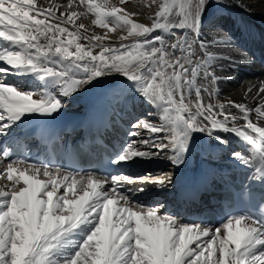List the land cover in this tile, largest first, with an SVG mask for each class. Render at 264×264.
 <instances>
[{
  "label": "snow or ice",
  "instance_id": "6c2138e0",
  "mask_svg": "<svg viewBox=\"0 0 264 264\" xmlns=\"http://www.w3.org/2000/svg\"><path fill=\"white\" fill-rule=\"evenodd\" d=\"M206 2L172 0L169 4L164 0L150 24H144L132 19L135 13L107 3L101 7L92 0L47 7L37 0H0V42L5 45L0 48V62L6 65L0 67V136L10 135L9 130L28 116H51L63 107L51 92L37 93L34 99L32 91L18 90L20 85L4 77L30 75L45 89L60 87L61 95L67 97L94 79L116 73L132 82L147 102L161 108L166 113L162 120L169 123L138 121L132 127L153 134L140 142L154 151H139L130 143L112 163L170 151L168 158L178 164L194 132L206 133L222 144L228 141L217 132H230L254 145L264 162V127L251 118L256 113L264 120V81L245 90V98H259L255 108L231 99L205 102L202 93H212L197 85L201 75L212 83L222 79L210 70V45L200 38ZM61 8L65 10L57 15ZM88 13L95 14L93 24L101 28H127L119 47L104 43L107 32L88 34L85 24L76 23ZM158 32L175 42L168 43ZM177 32L184 35L176 36ZM128 37H134V42L125 44ZM197 43L199 56L193 47ZM75 76L80 78L71 80L70 91L69 78ZM170 109L176 112L174 118L167 115ZM240 120L245 123L239 124ZM130 135L140 136V132ZM232 156L252 167L243 151ZM5 161L10 162L5 166ZM255 173L256 179L264 181V166L256 167ZM0 177L11 182L0 187V264H264V204L260 215L229 217L222 235L220 228L160 215L158 207L134 200L131 190H125L137 181L163 186L166 178L74 174L14 157L10 146L2 142Z\"/></svg>",
  "mask_w": 264,
  "mask_h": 264
},
{
  "label": "bare ground",
  "instance_id": "6f19581e",
  "mask_svg": "<svg viewBox=\"0 0 264 264\" xmlns=\"http://www.w3.org/2000/svg\"><path fill=\"white\" fill-rule=\"evenodd\" d=\"M224 7L214 19L205 25L200 32V38L209 43L207 49L212 54L210 70L222 79L215 83L206 80L201 75L197 80V85L208 88L211 96L207 92L204 95L205 102L219 103L227 102L229 99L236 102L247 103L253 108L260 103L259 98L253 100L251 97L245 98V90L255 84L259 87V82L264 81V0H219ZM68 0H37L38 4L47 7L52 5H66ZM95 5L103 6L106 3L115 5L113 0H92ZM125 5V4H124ZM129 13H135L133 16L138 22L147 24L153 13L142 9L138 4L126 3L123 6ZM61 8L57 11H64ZM84 11L83 8L74 9ZM174 11V10H173ZM177 12V11H176ZM43 18V17H41ZM94 13H88L82 16L76 23H83L86 26L88 34L96 33L104 35L105 33L93 24ZM56 21H53L55 23ZM150 24V23H149ZM70 30L74 29L71 25H64ZM83 31V30H82ZM163 34L168 43H173L174 38L168 34ZM184 35L183 32H177L176 36ZM104 41L106 45L119 47L121 37L119 35L110 36ZM191 37V33H189ZM43 42V41H41ZM134 40H125V44H131ZM191 43V39L189 41ZM81 43H86L81 40ZM0 42V48L4 47ZM200 55L199 43L193 46ZM18 50V49H17ZM74 50V48H73ZM99 52V49H94ZM180 55L179 52L176 54ZM224 57H229L224 58ZM206 59V57H201ZM171 59H175L172 57ZM6 65L0 62V67ZM51 66V65H49ZM170 71V70H169ZM79 76L70 77L68 82L71 91L72 79H79ZM10 84L20 85L22 91H32L33 98H38L37 93L49 91L53 96L62 101L63 107L56 114L57 120H63L65 131L64 138H73L80 132V125L86 124L87 128L101 124L106 130V139L117 144V154L126 150L130 143L136 145L139 151H154L151 146H145L140 141L153 134H141L133 136L130 133L135 132L132 126L133 121L148 120L155 124L169 123L162 120L166 115L159 107L153 106L147 102L137 91L135 85L129 82L120 74L112 73L94 79L89 84L82 86L78 91L64 97L61 95L60 87L54 89H45L43 84L33 76L9 75L4 77ZM18 80V81H16ZM255 95V92L253 93ZM192 101L195 102V93L192 94ZM187 102V101H186ZM143 104V105H142ZM142 105V106H141ZM235 112V110H233ZM135 114V116H133ZM167 115L173 118L176 115L174 109H170ZM39 115L26 117L17 128L10 129V135L0 136L2 144H10L21 135L27 133L33 127ZM251 118L260 127H264V120L258 119V114L253 113ZM244 124L243 120L238 121ZM137 124V123H135ZM129 129V132L127 133ZM256 136L258 134L251 133ZM217 135L223 136L228 142L220 143L213 136L203 132H194L181 162L173 164L168 158L172 155L170 151L161 152L150 157H136L126 162L116 164L115 174H132L142 172L140 176L150 174L149 180L157 178H166L163 186L154 183L130 184L125 186V190H131L129 195L136 201H140L149 206H155L160 203L159 214H167L176 218L180 222L197 224L189 221L188 206L183 205L187 196L194 198L196 192L202 188L212 189L224 180L228 174L239 175L250 183H256L264 186V181L255 178V168L264 166V162L259 159L258 151L250 142L230 132H217ZM31 145L34 142H30ZM243 151L246 156L252 160V167L242 165L234 159L232 153ZM8 162L5 161L6 166ZM17 167V166H14ZM22 167V165H19ZM16 175V173H13ZM46 179H48L46 177ZM11 182L0 177V187H6ZM20 185H17L19 187ZM142 188V191L137 190ZM7 190V188H6ZM63 189H61V194ZM202 195V194H200ZM223 223H217L212 229L220 228L221 234H224Z\"/></svg>",
  "mask_w": 264,
  "mask_h": 264
},
{
  "label": "rangeland",
  "instance_id": "374dc122",
  "mask_svg": "<svg viewBox=\"0 0 264 264\" xmlns=\"http://www.w3.org/2000/svg\"><path fill=\"white\" fill-rule=\"evenodd\" d=\"M113 1L115 3L114 6L122 7V8H123V6L126 5V3L138 4L142 9H145L146 11L153 13V15H154L155 11L157 10L158 5L162 2H164V0H155V3H153L152 0H123V2H122V0H113ZM167 2L169 4H171L172 0H167ZM176 3L179 4L180 0H176ZM192 3L195 4V0H192ZM223 9H224V7L222 5V2H220L219 0H207L205 7H204L201 29H203L205 25H208L212 21V19H214L216 17V15L219 14V12L221 10L223 11ZM176 11H178V8L174 9V12H176ZM132 19L136 20L133 17H132ZM150 22H148L147 24H149ZM139 23H141V21ZM97 27L99 29H101L104 33L107 32L108 34H110V36H113V35L114 36L119 35L120 37L127 36V28L126 27H120V26L112 25V27H114L113 31H109L108 29H104V28H101L99 26H97ZM129 39L135 40L134 37H128L127 40H129ZM16 81H18V80H16ZM133 116H135V114H133ZM134 122L137 123L138 120L136 119V121H133V123ZM136 131H139L141 134L151 135L149 132L144 131L142 128H136ZM128 132H129V129H128L127 133ZM128 176L136 178V177H139V174H133V175L128 174ZM40 178L46 179V177H43V176H41ZM155 206H157V205H155ZM160 215H162V214H160ZM165 215L169 216L167 214H165Z\"/></svg>",
  "mask_w": 264,
  "mask_h": 264
}]
</instances>
